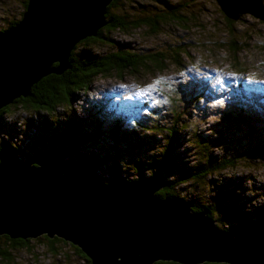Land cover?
<instances>
[{"label": "water", "instance_id": "1", "mask_svg": "<svg viewBox=\"0 0 264 264\" xmlns=\"http://www.w3.org/2000/svg\"><path fill=\"white\" fill-rule=\"evenodd\" d=\"M111 1L28 0L17 24L0 32V108L25 98L42 77L70 69L71 50L105 25ZM53 160L25 163L7 147L0 151V235L58 236L91 264H264V237L218 230L181 198L156 197L161 186L153 180L101 184L91 168L61 174Z\"/></svg>", "mask_w": 264, "mask_h": 264}, {"label": "trees", "instance_id": "2", "mask_svg": "<svg viewBox=\"0 0 264 264\" xmlns=\"http://www.w3.org/2000/svg\"><path fill=\"white\" fill-rule=\"evenodd\" d=\"M151 1H157L159 5L143 6L131 0H112L106 7V13L104 14L105 25L96 32V35L79 41L71 50L69 57V61L71 62L70 69H66L60 75L53 73L42 77L38 82L31 85L25 98L20 96L13 99L10 104L0 108V120L3 114L11 115L14 112L25 114L27 117L37 116L35 121L31 118L26 121L29 126L25 125L27 129L23 132V135L27 139L32 140L30 143L31 146L28 149L33 148V151L35 150L37 152L34 155H29L28 153L24 155L22 152L17 153V147L20 148V146L15 143L14 145H10L5 139L0 142V151L7 147L15 156L21 154L23 158H26L24 161L28 162L36 160L41 155L52 154L56 156V160H53L51 164L57 172L62 174L69 172L71 169L79 171L84 167H89L92 170L93 179L101 184H110L115 180H121L124 183L134 182L135 180H128L130 174L134 173L135 175H139L141 167L145 166L147 168L145 173L147 174L148 172V180H153L161 186V189L156 191L154 195L162 199L181 198L177 194L176 188L182 183L199 180L201 176L205 178L208 171L216 172L224 169L230 164H233L234 161H237V159L247 157L248 154H250V159L253 158L255 160L256 158H260L264 162V131L261 130V135H258L256 130L250 129L251 131H249L250 122H252L253 118L248 119V115L246 116L240 109L235 111V114H226L225 118L229 123L235 121L242 127H248L247 131L249 132L246 134L253 140V147L248 150L249 153H247L248 151L240 154L230 153L222 158H216V156L207 154L203 156L204 159L201 160L197 170L186 174H182L177 168H174L175 163L178 161V155L174 152L176 151L174 149L184 139L180 131H187V127L181 128L180 130L176 128L177 124L165 130L164 136L166 143L160 148V151L156 150L159 151L157 156L153 159L152 152L155 147H152L148 160L141 161L139 154L143 152L144 144H142V141L150 145L152 140L144 137L141 140L140 136L136 133L140 127H143V123L138 120L135 114L139 109L142 112L147 111L149 104L143 101L132 103L130 106L119 104L117 107H114L117 109V112H114L113 109L106 106H98L94 102V107L91 111L93 117L84 118H80L82 116H79L78 113L73 111L74 96L80 90L85 92L97 78L124 79L127 76L140 78L147 72H161L165 70L169 62L175 67H181L183 64L180 61V55L188 59V45L196 44V39L181 38L176 41L174 46L166 42L165 45L149 47L147 50L145 48L138 49V47L133 45L120 43L118 39L113 40L112 34L115 32L129 33L132 30L143 27L148 28L149 32L153 35H159L161 31L163 33V28L169 26H175L177 28L169 27L167 31L175 30V33L178 34H180L179 31L188 33L192 30L188 25L191 24V21L192 23H196L194 15L191 14V17H187L185 13L181 12L186 7L189 9L191 5L181 4L180 2H174L172 0ZM27 2L28 0H17L15 2L17 6H12L11 10L10 5H8V8H4L7 17L2 19L4 25L0 27V32H4L17 24L20 20L19 18H22ZM140 8L143 9L141 10ZM18 9L20 10L17 11ZM7 11H11V14L9 13L8 15ZM15 12H18L17 15L14 14ZM18 14H20L19 17H17ZM222 17L224 18H220V21L223 23L224 19L226 22L228 38L223 42L220 41L218 45L221 50L226 49L228 53L232 54L231 59L233 62L231 65L237 69H241L242 64L238 60L234 61V59H236V55L240 51H247L248 48L246 46L250 37L246 34L245 36L237 34L238 31L232 28L233 18H230L224 12ZM180 35L183 36L184 34ZM186 40L188 43L185 42ZM99 45L104 46V49L108 48V50L95 51L92 49L94 46ZM263 49L264 45L261 47V52L264 51ZM56 66L57 64L55 63L53 67ZM205 90L207 91V88ZM238 90L249 93L252 92L251 90H258L264 96V90L257 89L243 82L239 84ZM196 98H193V100H196ZM122 102L125 103L126 101ZM156 108L158 109V107ZM105 110L107 112L106 114ZM112 113L114 114V119L108 120L105 129L102 130L101 127L105 123V116L107 115L109 117L108 115H113ZM130 116L131 121L126 120L125 122L128 130L120 128L119 121ZM95 124L97 128H94ZM11 131L12 129H10ZM141 131L154 132L160 130H157L156 124H148L147 128L141 129ZM12 132L9 134V137H12ZM3 137L7 138L8 136L7 134H3ZM209 142L211 145L215 144L214 146H217L213 138H211L208 141L206 140L205 147H209ZM197 143H199V140H197ZM196 145L199 146L200 143ZM46 146L48 147L47 150H45ZM110 150H112V153ZM208 150L210 151L211 149L208 148ZM124 155H129L132 158L130 162L133 161V163L126 164L121 162ZM95 170L102 172L103 177H98L94 173ZM171 170L176 175L179 173V176L167 180L160 178L159 174ZM143 179L146 180L145 177ZM235 189L224 191L220 194L221 197L209 204H195V201L181 199L191 205L190 211L192 213L205 212L207 218L209 220L212 219L221 230L232 233L244 232L251 235L252 239L264 237V203L260 204V201L250 198L251 200H248L249 204L247 206L249 210H245L244 206H238L234 201L239 196ZM225 197L227 199H223ZM224 200L229 202L226 204ZM229 222L233 223L231 227H229ZM34 240L43 244L47 249L46 254L53 255L55 261L58 259V262L65 263L69 259V255L62 250L64 246H70L79 256L78 258L83 261L85 260L87 264H91V261L78 247L64 241L58 236L50 239L47 235H43ZM32 241V238H26L24 240L22 238L10 239L8 235H0V264H17L15 262L14 252L19 249H28ZM152 264L179 263L155 261ZM202 264L228 263L205 262Z\"/></svg>", "mask_w": 264, "mask_h": 264}, {"label": "rangeland", "instance_id": "3", "mask_svg": "<svg viewBox=\"0 0 264 264\" xmlns=\"http://www.w3.org/2000/svg\"><path fill=\"white\" fill-rule=\"evenodd\" d=\"M16 1L0 0V27L4 25L2 19L7 17L4 8H8V5H10L11 10L12 6H17ZM131 1H136L143 6L159 5L157 1L151 0ZM172 1L191 5L190 8L188 6L189 9L186 7V9L181 10L187 17H191V14H193L196 19V23L191 21V24L188 25L192 28L190 32L179 31L180 34H184L181 36L175 33V30L167 31L169 27L177 28L169 26L163 28V33L161 31L159 35H153L148 28L143 27L129 33L115 32L112 34V38L113 40L118 39L120 43L133 45L138 49L145 48L146 50L149 47L165 45L166 42L174 46L176 41L181 38L196 39V44L188 45V59L180 55V61L183 65L175 67L169 62L165 70L147 72L140 78L132 76H127L124 79L97 78L85 92L80 90L74 96L72 108L79 116H82L80 118H84L93 117L91 111L94 102L98 106L111 108L114 112H117L114 107L119 104L130 106L132 103L139 101L149 104L147 111L142 112L139 109L135 114L138 120L143 123V127H140L136 133L141 140L142 137L152 140L150 145L142 141V144H144L143 152L139 154L141 161L148 160L152 147H155L152 152L153 159L157 156L160 148L166 143L165 130L177 124L176 128L180 130L187 127V131H180L184 139L174 149L176 150L174 152L178 155V161L175 163L174 168H177L180 173L186 174L197 170L201 160L204 159V155L211 154L216 158H222L226 154H240L248 151L253 147V140L246 133L256 130L257 134L261 135V130L264 131V96L261 95V91L251 90L252 92L249 93L238 90L241 82L264 90V51L261 52V47L264 45V21L261 20L264 18V1L252 0L253 4L247 1V5L242 6L239 5V0H220L223 7L227 6L228 9H231L228 13L235 16L239 14L238 19L233 18L232 28L238 31L237 34L244 36L246 34L250 37L246 46L247 51H240L234 59V61L238 60L242 64L241 69L231 65L233 62L231 59L232 54L228 53L226 49L221 50L218 45L220 41L223 42L228 38L226 22L224 19L223 23L220 21V18L224 17H222L223 12L219 1ZM135 9L139 10L138 8ZM7 12L8 15L11 14V11ZM17 13L14 14L17 15ZM19 16L20 14L17 17ZM185 42L188 43L187 40ZM92 49L95 51L108 50V48L104 49L102 45L94 46ZM158 80H163L164 83L157 84L156 81ZM195 97L198 99L193 100ZM122 101L126 102L123 103ZM238 109L244 112L246 116L248 115V119L253 118L250 122L249 131H247L248 127H242L235 121L230 123L226 121V114H235ZM108 116H105L102 130L105 129L108 120L114 119V114ZM36 117V115L27 117L19 112H14L11 115L3 114L0 120V142L5 139L10 145L15 143L20 146V148L17 147V153L34 155L37 151H33V148L28 149L32 140L27 139L23 132L27 129L25 125L29 126L26 121L29 118L35 121ZM130 118L131 116L120 120L119 127L128 130L125 122L126 120L131 121ZM261 122L262 124H260ZM148 124H156L157 130L160 131L142 132L141 129H146ZM94 128H97L96 124ZM10 129L13 131H11L12 137H9V134H11ZM98 131L100 130L98 129ZM3 134H7L8 137H3ZM211 138L217 146H214L215 144L211 145L209 142V147H205L206 140L208 141ZM197 140H199V146L196 145L199 144ZM208 148L211 150L209 151ZM47 149L46 146L45 150ZM110 152L112 153V150ZM16 158L21 162L29 163L24 161L26 158H23L21 154H17ZM130 159L132 158L129 155H124L121 162L131 164L133 161L130 162ZM259 159H250V154H248L247 157L237 159V161H234L235 164H230L224 169L216 172L208 171L205 178L201 176L199 180L182 183L176 188V192L182 199L195 201V204H209L221 197L220 194L224 191L236 188L235 190L239 196L234 201L238 206H244L245 210H249L247 206L249 204L248 200H251L250 198L260 201V204L264 203V162ZM146 171L147 168L143 166L139 171V175L130 172L128 180L140 181L144 177L148 179V172L146 174ZM94 173L100 178L103 177V173L99 170H95ZM159 175L160 178L167 180L178 177L179 173L176 175L171 170ZM159 175L157 174V176ZM106 182L108 183V181ZM223 199H227V197ZM224 201L226 204L229 202ZM253 206L255 205L253 204ZM210 220L215 228L221 230L212 219ZM229 224V227L233 225L232 222H229ZM46 251L47 249L43 244L33 239L28 249H19L14 252L15 262L17 264H87L85 260L78 258L79 256L70 246H64L62 250L69 255V259L65 263L58 262V259L55 261V257L46 254Z\"/></svg>", "mask_w": 264, "mask_h": 264}, {"label": "snow or ice", "instance_id": "4", "mask_svg": "<svg viewBox=\"0 0 264 264\" xmlns=\"http://www.w3.org/2000/svg\"><path fill=\"white\" fill-rule=\"evenodd\" d=\"M156 83L157 84H161V83H164V81L163 80H158V81H156Z\"/></svg>", "mask_w": 264, "mask_h": 264}, {"label": "bare ground", "instance_id": "5", "mask_svg": "<svg viewBox=\"0 0 264 264\" xmlns=\"http://www.w3.org/2000/svg\"><path fill=\"white\" fill-rule=\"evenodd\" d=\"M252 239V238H251ZM257 239V238H256Z\"/></svg>", "mask_w": 264, "mask_h": 264}]
</instances>
